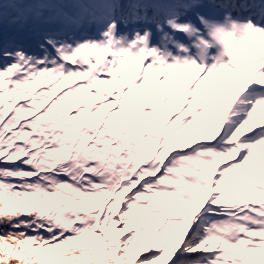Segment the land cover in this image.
<instances>
[{
    "label": "snow or ice",
    "instance_id": "obj_1",
    "mask_svg": "<svg viewBox=\"0 0 264 264\" xmlns=\"http://www.w3.org/2000/svg\"><path fill=\"white\" fill-rule=\"evenodd\" d=\"M0 264H264V0H0Z\"/></svg>",
    "mask_w": 264,
    "mask_h": 264
},
{
    "label": "bare ground",
    "instance_id": "obj_2",
    "mask_svg": "<svg viewBox=\"0 0 264 264\" xmlns=\"http://www.w3.org/2000/svg\"><path fill=\"white\" fill-rule=\"evenodd\" d=\"M190 17H192V16H190ZM193 17H195V16H193ZM217 18H218L221 22L223 21V16H221L220 14H219V16H218ZM198 26H199V28H200L202 34H203L204 36H206L207 39H210V37H208V35H207V32L203 29V26L200 25L199 23H198ZM180 36H185V35H184V34H180ZM186 38H187V36H186ZM225 57H226V56H225ZM225 59H227V57H226Z\"/></svg>",
    "mask_w": 264,
    "mask_h": 264
},
{
    "label": "rangeland",
    "instance_id": "obj_3",
    "mask_svg": "<svg viewBox=\"0 0 264 264\" xmlns=\"http://www.w3.org/2000/svg\"><path fill=\"white\" fill-rule=\"evenodd\" d=\"M188 20H189V19H186V20H184L183 22H186V21H188ZM165 30H166V31H169V32L171 31V30L168 29V28H166ZM155 31H156L155 28H153V33H154V35H153V39L157 40V36L155 35ZM175 35H176V34H175ZM153 39H152V40H153ZM216 55H217V54H216Z\"/></svg>",
    "mask_w": 264,
    "mask_h": 264
},
{
    "label": "clouds",
    "instance_id": "obj_4",
    "mask_svg": "<svg viewBox=\"0 0 264 264\" xmlns=\"http://www.w3.org/2000/svg\"><path fill=\"white\" fill-rule=\"evenodd\" d=\"M232 23H237V22H232ZM219 26L223 27V25H222V24H221V25H219Z\"/></svg>",
    "mask_w": 264,
    "mask_h": 264
}]
</instances>
